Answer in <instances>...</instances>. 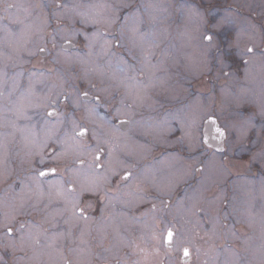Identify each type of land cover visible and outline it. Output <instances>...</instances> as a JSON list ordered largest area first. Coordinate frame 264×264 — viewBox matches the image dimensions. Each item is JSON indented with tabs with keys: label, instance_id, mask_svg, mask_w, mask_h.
Segmentation results:
<instances>
[{
	"label": "rangeland",
	"instance_id": "1",
	"mask_svg": "<svg viewBox=\"0 0 264 264\" xmlns=\"http://www.w3.org/2000/svg\"><path fill=\"white\" fill-rule=\"evenodd\" d=\"M40 1L0 0V5L12 6L0 12V56L6 58L0 64L12 75L6 86L0 85V188L17 181L14 188L20 194L8 204L0 199V208L12 219L20 213L21 199L48 204L53 220L32 224L35 232L12 250L20 253L9 252V260L264 264V0H235L257 10L247 13L229 9L233 0H60L65 2L60 9L55 1ZM217 2L222 5L215 7ZM51 6L54 10L48 12ZM207 35L211 42L204 39ZM68 40L77 47L65 50ZM41 45L46 52L52 49L46 62L57 83L56 99L68 94L64 104L43 97L49 82L44 73H33L31 87L17 91L13 61L27 64L34 57L35 63ZM38 83L46 85L38 89ZM92 89L106 101L121 90L122 102L134 104L135 110H125L130 115L137 111L133 129L144 140L115 128L105 119L104 106L81 97L82 90ZM64 106L67 112L60 108ZM39 108L55 109L57 117L37 122ZM78 111L84 115L77 116ZM210 116L227 132L218 145L223 151L204 144V121ZM78 121L89 122L93 130L91 152L108 149L109 174L129 167L128 158L118 159V151L135 158L134 183L110 186L115 194L103 196L100 213H114V219L92 216L101 199L85 201V195L104 193L109 175L78 167L90 152L74 133ZM208 142L213 145L210 138ZM23 155L33 157L38 167L57 166L61 172L49 178L50 191L33 200L29 197L36 189L19 185L23 180L16 173L32 163ZM165 198L170 199L165 212L157 206L139 220L138 208ZM153 215L164 218L162 228H155L158 216ZM171 224L177 234L173 248L165 249L164 230ZM16 240L6 243L17 247ZM25 247L35 252H23ZM185 247L190 258L183 260Z\"/></svg>",
	"mask_w": 264,
	"mask_h": 264
},
{
	"label": "flooded vegetation",
	"instance_id": "2",
	"mask_svg": "<svg viewBox=\"0 0 264 264\" xmlns=\"http://www.w3.org/2000/svg\"><path fill=\"white\" fill-rule=\"evenodd\" d=\"M3 1H6V0H3ZM38 1H39V3H41L40 0H38ZM54 1L58 5L59 9L65 3L64 1H60V0H51V1L47 2V3H52ZM233 1H234L233 2V6L230 5L229 9H234V10L236 9L237 11H239L241 13L257 11L256 9L250 8L247 4L246 5H244V4H236L235 0H233ZM47 3H45V4H47ZM9 4H10V1H9ZM221 5H222L221 3L217 2L215 7H219ZM224 6L225 5H223L222 7L224 8ZM8 7L10 9L12 8L11 5H9ZM8 7L0 5V12L3 11L4 8H8ZM10 9H8V10H10ZM53 10H54V8L51 6L48 9V12H52ZM52 21H55V20H52ZM54 23L56 25H59L58 22H54ZM49 29L51 30V28H49ZM52 33H53V31L49 32V34H52ZM51 43H52V41H51ZM43 47H45V46L41 45V46L37 47V49H39V53L36 56L39 57V59H36L35 63H34V59H35L34 57H31V61L29 63H27V64H25L24 62L23 63L20 62V60H19L20 58H18V59L15 58V60L12 63V65H16L18 67V69H15L16 71L14 73L13 72L12 73H13L14 77H15V75H16V77H19V81H18V83H16V80H14L11 83V87H13L15 85V83H16V85L19 84L18 85L19 89L18 90H17V88H15V89L18 92H20L21 90L23 91V90H25V88H29L32 85V84H30L31 83L30 75H32L33 73H40V74L44 73L43 75H46V76L49 75V82H48V85L45 84L47 89H45V90L43 89L42 90L43 97H46L51 104L52 103L54 104V102L51 101L52 99H55V102L58 103L59 105L60 104H64V102L67 100V99H65V97H68V94L58 96V99H56V95L54 94V92H55L57 83L55 82V79L53 77L54 73H53V69L51 68V65L46 62V57L47 56L50 57V58L53 56V55L51 56L52 49L51 48L49 49L50 52H48V51L45 52L44 51V53H43V52L40 51V49H42ZM1 59L6 60V58L4 59V58H1V56H0V60ZM1 67H2V63L0 64V85L6 86L8 84V80L7 79L10 76L12 77V75L9 74L8 71L7 72L3 71L4 68L3 67L1 68ZM19 75H21V76H19ZM37 79H40L41 81L43 80L42 77L41 78H37ZM37 79L35 77V80H37ZM45 85H42V83H38V89L41 86H45ZM71 88L72 87H69L68 89L71 90ZM83 91H85V90L81 91V97L85 101H87V102H96L100 106H104L103 115H104L105 119H111L112 125L115 126V128L122 129V130H124L125 133L128 132L130 134V137H132V139H138L140 141L144 140L143 134H141V133L138 134V132L133 129L134 122L137 120V111L133 112L130 115V112H127L125 110V107L134 108V104H133L132 101L131 102H127L126 104L122 102V98L123 97H120L121 96V90L116 91L115 92V99L114 100H110V101H106L105 99H102V98H101V100H98L97 98H100V95L96 91H94V89H92V93L87 92V93H89L88 97H85L83 95V93H84ZM70 92L71 91H69V93ZM38 105H41V104L38 103ZM41 106H43V105H41ZM121 106H122V109L120 111H123V112H119L118 111L119 114H116L115 110H118ZM53 107H55V106H52V108ZM60 108L64 109L65 112H67V107L64 106V107H60ZM105 108L107 109V111L105 110ZM39 109H40L39 112H37L36 116H35V119L37 120V122H41L43 124V123H45L44 120L47 119L48 117H52V118L57 117L56 116L57 115V111L56 110H55V114L54 115L49 116L48 113L50 111H52L53 109H50V110H48V108H44L43 110L41 108H39ZM133 110H135V108ZM58 114H59V112H58ZM67 115L68 114H65L63 116H67ZM83 115H84L83 111H78L77 116H83ZM32 121H33V119H32ZM36 126L39 127L38 125H34L35 128H36ZM77 126H80V127L79 128L77 127L74 130L75 134L80 130V128H87L88 129V133H87L86 136L77 137V138L79 140L83 141L85 143L86 150L90 151V149L94 148V146L91 144V141H92L94 135H93V130L90 127V123L87 122V121L86 122L78 121ZM58 130L56 131L57 135H58ZM94 132H95V127H94ZM16 136H18V134H16ZM100 149L101 148H98L97 151H99ZM106 150H108V149L104 148V150L102 152V155H101V163H102L103 167H99L98 168V167H96L95 164L91 163V162H95L92 157H95L94 155H95V153L97 151H94V152L90 151L89 155H87V156L85 155V157H87V158H82L80 160V161L84 162L82 164V166H83L82 168L92 167L93 171L95 173H97V174H107V175H109L108 177H106V179H109V180L106 183L107 185L105 187L104 193H100V194L95 195V196L85 195L84 198H85L86 203H90L93 198L101 199L99 201V206H98L97 210L94 211V212H96V211L99 210V212H97L96 214H93L92 215L93 217H95V218H99V216H102L103 218H112L113 217V219H114L115 218V216H114L115 214L114 213L112 214L109 211H104V210H103V213H100V211H102L101 210V206L103 205L102 204L103 196H105V195L106 196H110V195L113 194L112 193L113 191L109 190L110 186H115L116 189H117L119 187L121 188L122 186H126L128 184L131 185V184L134 183V180L136 178V173H137L136 164H135L136 162H135V158L133 157V155L127 154L128 155V157H127L126 154H122L121 151H118V153H117L118 154V159L121 157L119 160L122 162L124 160L126 161V158H128L127 160L129 161V167L128 168L126 167V168H123V169L122 168L118 169L116 172H114L112 174H109L110 173V169L108 170V163H109V159H110L111 155H109ZM43 155H45V154L43 153ZM114 155H115V151H114ZM151 156L153 158L156 157L154 154H151ZM25 157L26 156L23 155L24 159H25ZM25 160H28V161H30L32 163L28 164L27 168H25L23 170H20V171H17L16 173L19 175V178L23 180L22 182H19V185L26 183L27 186H28V184H32L33 188L36 189V191H35L36 193L31 194V196L29 197V198H31L33 200L34 197H39L43 192L50 191V187H48L49 186V183H48L49 178L61 175V172L58 171V167L57 166L54 167L56 169L55 172L48 171L49 169L45 168L44 166L38 167V164L35 162L36 160L33 157H30L29 159H25ZM80 161H79L78 167H81ZM116 162H117V160H116ZM117 163L120 164L119 162H117ZM138 167H139V165L137 164V168ZM50 169H52V168H50ZM11 172H12V169H11ZM41 172H45V175H43V176L40 175ZM126 172L131 173V175L129 176L128 179H122V177L124 176V174ZM91 175L92 174L84 173V176L88 177V178H90L89 176H91ZM15 182H17V181H14L12 183L13 188H11L12 187L11 183H10V186H7L6 188H0V199H1L2 202H6L8 204L9 202L12 201V199L14 197H15V199H17L18 196L20 195L18 193L19 189L15 190V188H14V186L17 185V183H15ZM18 188H19V186H18ZM84 192H85V190H84ZM106 201H107L106 202V205H107L109 200H106ZM168 201H170V199L165 198V200H162V201H154V202L144 203L145 204L144 207L138 208V213L142 214L141 218H139V216H136V217L139 218V220H143L145 218V216H147V213H148V215L153 214L151 212H153L154 209L157 206H159V209H160L161 212H165V210L167 208V205H168ZM162 202H164V206L162 205ZM18 203H19L20 213L16 214L14 216V218H12V219H8L6 211H4L3 209L0 208V250L2 251V253L4 255V258L2 260H0V264H14V259L9 260L8 254H9V252L10 253H14V252L15 253H20L19 251H12V250L15 249V248H18L19 246H23L25 242H28V241H25V240L27 239L29 233H34L35 232L34 228H33L34 226L32 227V224L35 225L36 222H38L41 219H42V221H53V220L50 219V217L47 214V205L48 204H39V205H41V207L43 206V209L45 210V211H43V213H41L40 209H39V205H37V204H32L30 202L27 203V202L23 201L22 199L19 200ZM27 205H28V207H26L24 209V211L22 212L23 208L25 206H27ZM143 208H144V210H142ZM78 210L82 214V209L79 208ZM65 215L68 216L67 213ZM84 215H86V214L84 213ZM153 216H158V215H153ZM150 217H152V216H150ZM8 220H10V222H8ZM167 220H168V218H167ZM164 224H165L164 218L158 216V219L156 220L155 228L157 227V229H160V228H162L164 226ZM9 228L12 229L11 232L8 231ZM42 228L44 230H46V226L45 225L44 226L42 225ZM169 230H171L173 232V236H175V234H177V231L174 228L173 224L168 225V227H166V229L164 230V232H165V237H164V247H165V249L168 248L166 237H167V233H168ZM114 232L117 233L118 231L114 230ZM111 235H112V233H111ZM12 238H16L17 239L16 240V242H18V246L17 247L9 246L6 243L7 241L8 242L11 241ZM111 240H112V238H111ZM23 241H24V243H23ZM44 243H47V242L44 241ZM22 250H23V252H24V250L27 251V252L30 251V253H34L35 252V249L30 248V247H25ZM65 263L66 264H70V260H66ZM37 264H41V262H38ZM47 264H52V263L48 262ZM132 264H135V263H132Z\"/></svg>",
	"mask_w": 264,
	"mask_h": 264
},
{
	"label": "snow or ice",
	"instance_id": "3",
	"mask_svg": "<svg viewBox=\"0 0 264 264\" xmlns=\"http://www.w3.org/2000/svg\"><path fill=\"white\" fill-rule=\"evenodd\" d=\"M212 38L213 37L211 35H207V36L204 37V39L207 40V41H209V42H211ZM40 51L43 52V51H45V49H40ZM249 51H252V49H249ZM83 95L87 96V93H84ZM65 99H67V97H65ZM97 99H99V98H97ZM54 114H55V109H53L52 111H50L48 113L49 116H52ZM209 122H210V124H213V125L216 123L215 119L212 118V117L209 118ZM87 133H88V129L87 128H80V130L76 133V136L77 137H84V136L87 135ZM223 135H224L223 130L220 127H216L215 128V132L213 134H211V138L212 139H217L219 137H223ZM208 139H209V135L206 134V136H205V143L208 142ZM209 146H211V145H209ZM219 150L220 151H223V149H219ZM102 152H103V149H100L99 151H97L95 153L94 161H95L96 167H98V168L99 167H103V165L101 163V155H102ZM80 163L83 164L84 162L83 161H80ZM48 171L55 172L56 169L55 168H52V169H49ZM40 175H42V176L45 175V172H41ZM130 175H131V173L126 172L124 174V176L122 177V179H128ZM8 231L11 232L12 229L9 228ZM166 239H167V241L169 243H171V241L173 239V232L171 230L168 231ZM183 255H184L185 258H187L190 255L189 250L187 248H185L183 250Z\"/></svg>",
	"mask_w": 264,
	"mask_h": 264
},
{
	"label": "water",
	"instance_id": "4",
	"mask_svg": "<svg viewBox=\"0 0 264 264\" xmlns=\"http://www.w3.org/2000/svg\"><path fill=\"white\" fill-rule=\"evenodd\" d=\"M74 46V43L73 42H67L66 44H65V49H70L71 47H73ZM212 118H214V117H212ZM215 119V121H216V123L213 125V124H210V122H209V119H208V121H207V123H206V126H205V133L206 134H208L209 135V138L212 140V142L214 143L213 145H217V147H218V145H221L222 144V142H223V140H224V137H225V132H224V130H223V132H224V135H223V137H219V138H217V139H212L211 138V134H213L214 132H215V128L216 127H220L219 126V123H218V121H217V119L216 118H214ZM217 143H219V144H217Z\"/></svg>",
	"mask_w": 264,
	"mask_h": 264
},
{
	"label": "bare ground",
	"instance_id": "5",
	"mask_svg": "<svg viewBox=\"0 0 264 264\" xmlns=\"http://www.w3.org/2000/svg\"><path fill=\"white\" fill-rule=\"evenodd\" d=\"M68 145L73 146V143L69 142ZM57 190H58V187H57ZM50 251H51V254H54V249L52 247H51Z\"/></svg>",
	"mask_w": 264,
	"mask_h": 264
}]
</instances>
